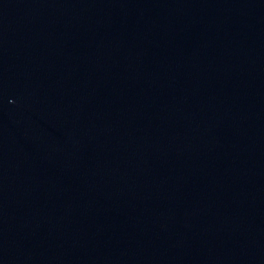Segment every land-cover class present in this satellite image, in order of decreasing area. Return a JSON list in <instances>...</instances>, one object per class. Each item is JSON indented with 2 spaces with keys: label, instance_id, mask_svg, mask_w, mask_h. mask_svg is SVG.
I'll return each mask as SVG.
<instances>
[{
  "label": "water",
  "instance_id": "95a60500",
  "mask_svg": "<svg viewBox=\"0 0 264 264\" xmlns=\"http://www.w3.org/2000/svg\"><path fill=\"white\" fill-rule=\"evenodd\" d=\"M264 150V0H210Z\"/></svg>",
  "mask_w": 264,
  "mask_h": 264
}]
</instances>
